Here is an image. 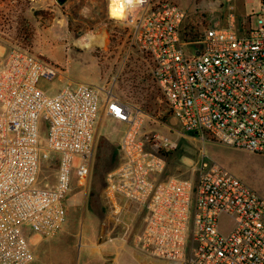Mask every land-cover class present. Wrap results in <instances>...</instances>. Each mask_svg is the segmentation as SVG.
Listing matches in <instances>:
<instances>
[{"label": "built area", "instance_id": "built-area-1", "mask_svg": "<svg viewBox=\"0 0 264 264\" xmlns=\"http://www.w3.org/2000/svg\"><path fill=\"white\" fill-rule=\"evenodd\" d=\"M233 1L206 0L212 22L200 34L171 0H115L121 16L111 19L129 28L130 48L158 90L164 108L153 120L168 117L192 137L264 155V0L255 29L237 26ZM186 45L192 56H185ZM57 76L64 81L51 93L44 85ZM101 112L123 125L122 161L107 174L105 197L122 228L118 217L128 204L144 213L133 242L145 257L264 264V196L205 156L191 178L160 180L174 140L140 135L146 114L138 107L111 89L64 77L19 45L0 57V264L31 263V239L61 230L67 194L88 179ZM52 161L54 169L43 173ZM223 218L231 222L224 231Z\"/></svg>", "mask_w": 264, "mask_h": 264}, {"label": "rangeland", "instance_id": "rangeland-1", "mask_svg": "<svg viewBox=\"0 0 264 264\" xmlns=\"http://www.w3.org/2000/svg\"><path fill=\"white\" fill-rule=\"evenodd\" d=\"M171 1L188 12L187 26H192L194 33L200 34L211 24L206 0ZM232 4L237 26L241 24L255 29L261 13L259 0L244 2L242 7L241 0H234ZM224 25L220 23V26ZM24 32L28 38L26 43ZM89 34H104V45L87 49L78 46L77 42L84 43ZM0 45L5 50L8 45H19L63 71L64 77L111 89L114 96L143 111L146 115L143 116L140 135L160 134L176 143L173 150L163 155L160 180L191 178L193 167L205 156L264 196V155L192 137L179 125H173L174 121L168 117L161 121L150 117L164 105L156 103L158 90L139 62L137 50L130 48L129 28L112 20L108 14V0H66L63 4L56 0H0ZM183 51L187 57L194 53L189 45L184 46ZM63 81L57 76L44 86L53 93ZM173 130L182 135H176ZM122 131V124L100 113L88 179L81 186L74 182L64 200L66 233L47 239L33 237L32 264H81L78 258L82 254V244L87 248L96 241L119 242L123 238L134 246L133 238L143 225L144 213L128 204L135 215H120L118 220L126 225L122 228L121 224L115 223L105 197L107 174L122 161L118 150ZM43 138L44 134H41ZM230 225L228 219H221L223 231ZM137 254L135 250L129 251L126 260L119 264H168Z\"/></svg>", "mask_w": 264, "mask_h": 264}, {"label": "crops", "instance_id": "crops-1", "mask_svg": "<svg viewBox=\"0 0 264 264\" xmlns=\"http://www.w3.org/2000/svg\"><path fill=\"white\" fill-rule=\"evenodd\" d=\"M238 1V0H236ZM241 7L243 6V0ZM241 30H244L241 29ZM5 53V47L0 45V57L2 55H4ZM172 120V119H171ZM137 208V207H136ZM138 209V208H137ZM139 210V209H138ZM139 212V211H138ZM129 213H131L132 215H135L133 211H131V209H129V206L127 205L123 210H122V214L123 217H125L126 214L129 215ZM66 227L65 225L62 226L61 230L57 233V235L59 234H63L66 233ZM112 231V229H111ZM110 231V232H111ZM135 246L129 244L128 242H126L123 238L119 241V242H94L92 244H90V246H88L87 248L85 247V245L82 244L81 246V256L78 258L81 262V264H89L90 262H94L95 264H119L122 260L125 261L126 256L128 254L129 251H133L135 250L136 254L138 252V254H140V256H142L143 258L145 257V255L140 252ZM137 254V255H138ZM139 256V255H138ZM32 264V263H29Z\"/></svg>", "mask_w": 264, "mask_h": 264}, {"label": "bare ground", "instance_id": "bare-ground-1", "mask_svg": "<svg viewBox=\"0 0 264 264\" xmlns=\"http://www.w3.org/2000/svg\"><path fill=\"white\" fill-rule=\"evenodd\" d=\"M114 1L115 0H108V14L110 15V17H120L121 16V12L119 11V14H117L118 9L114 6ZM105 43V36L104 34H98V35H94V34H89L85 37V42H77V45L82 47V48H91L94 46H103Z\"/></svg>", "mask_w": 264, "mask_h": 264}, {"label": "trees", "instance_id": "trees-1", "mask_svg": "<svg viewBox=\"0 0 264 264\" xmlns=\"http://www.w3.org/2000/svg\"><path fill=\"white\" fill-rule=\"evenodd\" d=\"M23 36H24V40H25V43H26L27 40H28L27 33L24 32ZM55 163H56L55 161L45 163L43 165V167H42L43 173H47L48 171H52V169H54V167H55Z\"/></svg>", "mask_w": 264, "mask_h": 264}, {"label": "clouds", "instance_id": "clouds-1", "mask_svg": "<svg viewBox=\"0 0 264 264\" xmlns=\"http://www.w3.org/2000/svg\"><path fill=\"white\" fill-rule=\"evenodd\" d=\"M134 2L142 3L143 0H127V3H128V4H133ZM119 11H120V10H118L117 14H119Z\"/></svg>", "mask_w": 264, "mask_h": 264}, {"label": "water", "instance_id": "water-1", "mask_svg": "<svg viewBox=\"0 0 264 264\" xmlns=\"http://www.w3.org/2000/svg\"><path fill=\"white\" fill-rule=\"evenodd\" d=\"M58 4H63L66 0H56ZM195 55H198V52L195 53Z\"/></svg>", "mask_w": 264, "mask_h": 264}]
</instances>
